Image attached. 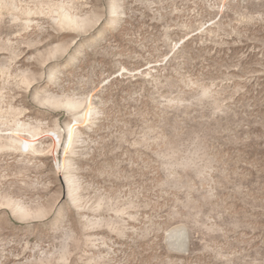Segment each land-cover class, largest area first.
Here are the masks:
<instances>
[{
  "label": "rangeland",
  "instance_id": "1",
  "mask_svg": "<svg viewBox=\"0 0 264 264\" xmlns=\"http://www.w3.org/2000/svg\"><path fill=\"white\" fill-rule=\"evenodd\" d=\"M0 264H264V0H0Z\"/></svg>",
  "mask_w": 264,
  "mask_h": 264
},
{
  "label": "bare ground",
  "instance_id": "2",
  "mask_svg": "<svg viewBox=\"0 0 264 264\" xmlns=\"http://www.w3.org/2000/svg\"><path fill=\"white\" fill-rule=\"evenodd\" d=\"M71 17H72V16L68 15L67 13H65V20H66V21H68V22L71 21ZM63 18H64V17H63ZM72 23H73V21H72ZM77 105H78V104H77Z\"/></svg>",
  "mask_w": 264,
  "mask_h": 264
}]
</instances>
